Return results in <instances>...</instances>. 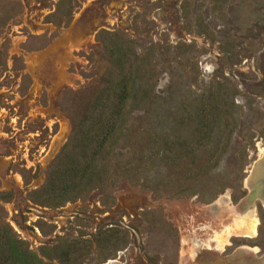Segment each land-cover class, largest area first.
Instances as JSON below:
<instances>
[{"label":"rangeland","instance_id":"obj_1","mask_svg":"<svg viewBox=\"0 0 264 264\" xmlns=\"http://www.w3.org/2000/svg\"><path fill=\"white\" fill-rule=\"evenodd\" d=\"M132 71L121 165L144 137L191 141L201 97L222 106L212 138L178 163L147 144L136 178L43 203L74 121ZM263 155L264 0H0V222L44 261L68 264L58 251L79 242L81 264H262L247 180Z\"/></svg>","mask_w":264,"mask_h":264},{"label":"trees","instance_id":"obj_2","mask_svg":"<svg viewBox=\"0 0 264 264\" xmlns=\"http://www.w3.org/2000/svg\"><path fill=\"white\" fill-rule=\"evenodd\" d=\"M123 57H126V54H123ZM135 78L136 71H132L124 79L125 82L119 91L112 85L101 89L91 104L84 109V113L79 119L74 121L72 134L58 155L51 176L45 185L35 192L43 200V203L57 204L62 200L79 198L90 188H104L109 184L113 185L115 176H123L128 179L136 178L144 166V150L149 147L147 144L158 143V151L154 155L168 154V157L178 163L185 160L186 157L192 155L196 157L199 150L198 145L205 144L208 137L212 138V132L216 129L214 127L217 117L219 118L222 112V106L211 96L201 97L195 104L192 115L197 132L191 141L184 143L179 139L181 147H178L167 137H144L129 152L131 159L126 161L125 166L121 165L118 158H121L122 154L119 153L120 156L114 154L111 143L113 145L119 138L117 136L118 138L114 139L119 127L125 125V106L132 94ZM215 150L217 151V149ZM216 151L210 153L205 164L212 162ZM81 164L83 166H80ZM202 164L204 165V163ZM59 166L61 168L57 170ZM54 176H57L59 182L54 181ZM53 247L54 250L58 249L56 245ZM58 252L60 258L68 264H81L83 262L81 258L90 254L91 245L84 244L83 246L79 242H68ZM0 264L52 263L44 261L31 251L23 240L14 236L9 226L0 222Z\"/></svg>","mask_w":264,"mask_h":264},{"label":"bare ground","instance_id":"obj_3","mask_svg":"<svg viewBox=\"0 0 264 264\" xmlns=\"http://www.w3.org/2000/svg\"><path fill=\"white\" fill-rule=\"evenodd\" d=\"M260 159L258 161H256V163H255V165L253 167V170L251 171V175H249L247 183L250 184V187H249L250 188V192H252L253 194H257L258 195L261 192V196H263L262 199H263V203H264V157H263V159H261V161H260ZM252 184H253V186L257 185V184H259V185L261 184V187L260 188H255V187L253 188V187H251ZM248 224H249V228L248 229L251 231V233H254L255 232V221L254 220L253 221L252 220H248ZM236 254H238V253H236ZM246 257H247V255H246ZM251 259L253 260V258H251ZM252 260H251V263H252ZM244 261H246V260H244ZM262 264H264V263H262Z\"/></svg>","mask_w":264,"mask_h":264},{"label":"water","instance_id":"obj_4","mask_svg":"<svg viewBox=\"0 0 264 264\" xmlns=\"http://www.w3.org/2000/svg\"><path fill=\"white\" fill-rule=\"evenodd\" d=\"M255 196H257V194H253L252 192L249 193V198H250L251 201L253 200V198H254ZM258 196H259V195H258ZM212 204H213V205H212L213 208H214V209H217V205H216V203H212ZM251 206H253V204H252ZM251 206H250V207H251ZM239 248H243V250H245V251H243V252H247L249 249H250V250H255V249H253V248H248V247H246V246L239 247ZM235 256H236L235 253H234V254H231V255L228 257V259H230V260H234V259H235ZM252 258H253L254 260H261V259L264 258V256L258 258V257H255V256L253 255Z\"/></svg>","mask_w":264,"mask_h":264}]
</instances>
